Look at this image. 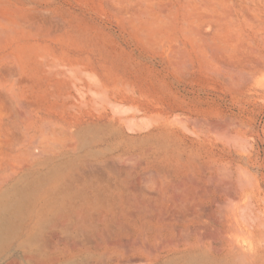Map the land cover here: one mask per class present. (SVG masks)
<instances>
[{"label": "rangeland", "instance_id": "1", "mask_svg": "<svg viewBox=\"0 0 264 264\" xmlns=\"http://www.w3.org/2000/svg\"><path fill=\"white\" fill-rule=\"evenodd\" d=\"M155 1L0 0V264H264V70Z\"/></svg>", "mask_w": 264, "mask_h": 264}, {"label": "bare ground", "instance_id": "2", "mask_svg": "<svg viewBox=\"0 0 264 264\" xmlns=\"http://www.w3.org/2000/svg\"><path fill=\"white\" fill-rule=\"evenodd\" d=\"M139 1L150 14L149 9L156 1ZM181 1V36L195 46L205 64L216 66L221 72L247 78L264 70V55L261 53L264 51V0ZM52 147L48 145L46 148L52 150Z\"/></svg>", "mask_w": 264, "mask_h": 264}]
</instances>
